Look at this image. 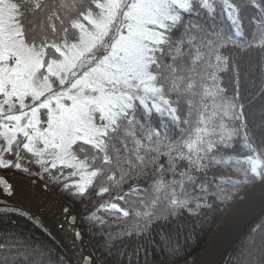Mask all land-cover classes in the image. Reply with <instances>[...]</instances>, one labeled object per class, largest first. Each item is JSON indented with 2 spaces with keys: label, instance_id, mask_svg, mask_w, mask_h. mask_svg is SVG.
Returning <instances> with one entry per match:
<instances>
[{
  "label": "snow or ice",
  "instance_id": "obj_1",
  "mask_svg": "<svg viewBox=\"0 0 264 264\" xmlns=\"http://www.w3.org/2000/svg\"><path fill=\"white\" fill-rule=\"evenodd\" d=\"M253 51L255 74L241 67ZM0 169L107 195L86 223L116 264L146 262L148 245L199 264L187 257L204 220L251 185L240 203L259 189L260 211L231 264H264V0H0ZM0 188L30 195L3 174ZM5 214L55 239L27 210ZM2 221L0 264H82L9 242ZM160 223L175 239L153 238Z\"/></svg>",
  "mask_w": 264,
  "mask_h": 264
},
{
  "label": "water",
  "instance_id": "obj_2",
  "mask_svg": "<svg viewBox=\"0 0 264 264\" xmlns=\"http://www.w3.org/2000/svg\"><path fill=\"white\" fill-rule=\"evenodd\" d=\"M0 174L14 183L17 188L23 184L25 191L30 193L26 198L19 195L11 197L0 188V203L15 205L30 211L56 234L55 237L61 242L68 255L83 257L82 264H91L93 259L99 261L90 245L81 217L72 202L36 175L25 177L15 170L8 169H0ZM251 188L250 185L223 214L207 241L189 261L196 260L199 264H225L231 251L247 230L245 217L249 210L260 211L259 189L256 190L249 204L240 203ZM75 233L80 235L75 237L74 243ZM99 264H101L100 261Z\"/></svg>",
  "mask_w": 264,
  "mask_h": 264
},
{
  "label": "trees",
  "instance_id": "obj_3",
  "mask_svg": "<svg viewBox=\"0 0 264 264\" xmlns=\"http://www.w3.org/2000/svg\"><path fill=\"white\" fill-rule=\"evenodd\" d=\"M258 61V53L256 51H253L249 56L243 58L241 62V67L243 69H251V71L255 74L256 69L255 66ZM246 74V73H245ZM258 82V80H257ZM225 84L228 87V95H231V85L228 84L227 79L225 80ZM33 172L36 171L35 167H33ZM40 177V176H38ZM41 178V177H40ZM46 183H48L50 186H52L54 189H56L61 195L66 197L70 202L73 203L77 213L81 217V220L83 222V225L85 227V230L87 232L90 245L99 259L101 264H116V261L119 259H124L123 256L120 255L119 252L113 251V254L111 256H104L103 253V240L99 236V234H93L91 229L88 226V223H86V216L89 222H91L92 217L88 216L89 213L95 212L96 208L103 203L105 200H108L109 197L106 195L105 197L98 198L93 197L91 200H81L79 198H73L68 193L62 190L61 186L50 183L47 177L41 178ZM249 187V186H248ZM248 187L242 189L240 193L230 202L225 205H222L217 211L209 215L203 222V230L199 232V239L194 244V247L189 249L188 251L191 253L187 259L190 260L202 247V245L207 241L209 235L213 231L216 224L220 221L223 214L229 210L230 206L233 204V202L236 200V198ZM114 195V194H113ZM12 207H18L11 204L6 203H0V216L3 217V226L5 229H11L10 231H7V237L9 242L13 238L17 239L19 242L23 243V239L26 237H30L31 240H29V243L34 241H40V242H47L50 245H52L57 251L63 253L65 257L68 256V253L66 249L63 247L61 242L55 237V239L50 240L49 237L45 232H43L38 227H33L31 224L27 223L23 218L16 217V216H9L5 214V209L12 208ZM21 208V207H19ZM26 210V209H25ZM28 211V210H27ZM30 214H32L30 211H28ZM96 215L104 216L106 215L103 211L95 212ZM33 215V214H32ZM35 216V215H34ZM36 217V216H35ZM177 224L179 223H189L187 218H184L182 221H177ZM247 231V230H246ZM246 231L241 236L233 250L231 251L229 257L227 258L225 264H231V262L235 259V254L238 253V250L240 249V246L243 242L244 236L246 234ZM177 232L176 224H169V223H160L157 224L153 230H152V236L156 240H159L165 233H171L173 238L175 239ZM19 233H23L24 236L20 237ZM5 235V233L0 232V236ZM181 240L183 239V236L181 234ZM133 241H126L125 244L129 247L133 245ZM148 257L147 261L141 260V264H174V261L167 260L164 255L161 254L160 249L157 246H155V251H153V245H148ZM141 256H143V252H141ZM257 264L259 261V256L257 255Z\"/></svg>",
  "mask_w": 264,
  "mask_h": 264
}]
</instances>
